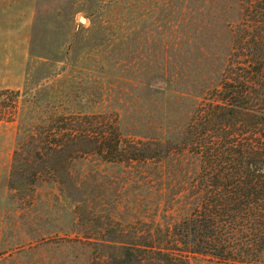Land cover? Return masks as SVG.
<instances>
[{"label":"rangeland","instance_id":"1","mask_svg":"<svg viewBox=\"0 0 264 264\" xmlns=\"http://www.w3.org/2000/svg\"><path fill=\"white\" fill-rule=\"evenodd\" d=\"M241 17V0H0V90H20L16 119L0 120V264H106L130 239L117 221L166 225L196 207L201 157L182 141ZM70 113H109L161 156L82 157L64 184L28 189L12 176L22 131Z\"/></svg>","mask_w":264,"mask_h":264},{"label":"trees","instance_id":"2","mask_svg":"<svg viewBox=\"0 0 264 264\" xmlns=\"http://www.w3.org/2000/svg\"><path fill=\"white\" fill-rule=\"evenodd\" d=\"M241 4L221 83L200 102L182 141L201 157L191 191L198 204L166 225L117 221L113 232L130 239L118 258H102L106 264H192L197 255L264 264V0ZM19 98L20 90H0V120L16 119ZM93 155L131 164L157 159L161 150L126 140L109 113L53 114L22 131L12 176L28 189L40 181L64 184L72 162Z\"/></svg>","mask_w":264,"mask_h":264}]
</instances>
